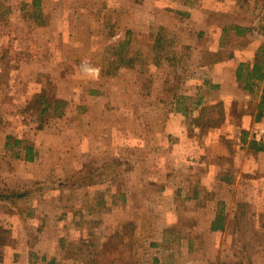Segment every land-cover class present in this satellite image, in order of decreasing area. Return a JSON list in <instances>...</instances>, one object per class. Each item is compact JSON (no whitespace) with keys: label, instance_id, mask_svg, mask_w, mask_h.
I'll list each match as a JSON object with an SVG mask.
<instances>
[{"label":"rangeland","instance_id":"rangeland-1","mask_svg":"<svg viewBox=\"0 0 264 264\" xmlns=\"http://www.w3.org/2000/svg\"><path fill=\"white\" fill-rule=\"evenodd\" d=\"M263 6L264 0H0V189L27 192L15 206L0 201V263L14 242L25 244L27 264L190 262V242L182 238L192 226L180 194L195 185L191 176L202 184L205 166L195 169L190 158L198 145L209 149L207 163L215 169L238 164L249 185L233 204L225 236L214 235L199 249L232 257L209 264H264V157L254 150L264 119L245 131H223L246 101L254 116L256 101L239 96L246 91L238 80L237 89H228L235 99L228 104L210 77L236 76L234 66L225 75L212 70L223 56L232 63L253 60L264 37H239L234 27L252 26ZM218 42L224 49L214 53ZM174 86L177 96L168 91ZM44 90L68 103L63 117H40L35 100ZM182 96L203 97L209 109L219 105L204 121L221 116L223 123L202 132L200 112ZM144 104L153 123L177 113L190 138L179 153L189 155L185 168L196 173L181 180L163 169L161 176L143 177L141 162L130 155L129 133L133 107ZM186 106L193 111L184 115ZM18 140L34 148L32 162L17 158ZM109 151L118 155H86ZM169 186L177 190L166 196ZM202 198L206 203L208 194ZM169 218L179 221L164 227ZM162 234L168 240L154 241Z\"/></svg>","mask_w":264,"mask_h":264},{"label":"crops","instance_id":"crops-1","mask_svg":"<svg viewBox=\"0 0 264 264\" xmlns=\"http://www.w3.org/2000/svg\"><path fill=\"white\" fill-rule=\"evenodd\" d=\"M223 49L224 46L218 42L217 49L213 50V52L218 53L219 50L222 51ZM252 50H255V48H253ZM234 55H237V53H235ZM229 56L231 57L232 55L230 54ZM232 62L233 61L231 59H226L223 56L222 61L216 60L215 62H213L214 66L212 67V70L216 71L220 75H225V68H227V66L230 68L231 66H234L235 69L241 62H246V60L242 59L241 57L237 62ZM210 77L213 80V84L220 86L222 91L224 90L222 99L228 104H231V102L235 99L230 96V94L232 93H228V89H237L239 82L236 76ZM237 92L239 96H243L247 99L251 98L250 95L243 90ZM134 96H138V91L134 92ZM246 103L247 104L238 106L237 111L240 113L239 115L230 113L228 119H226V121L222 125L221 129H223V131L226 129L235 128L236 126H240V128L245 131L246 128L251 124H260L263 121H255L253 113L249 111L248 102L246 101ZM163 106L164 105H159V108L161 109L163 108ZM149 111V106L145 104L142 106L135 105L133 107L132 133H129V136H133L131 140V157L134 160L141 162V165H138V167L140 170L142 169L143 177L146 175L161 176L160 174L163 169H170L169 172L166 173L167 176L173 178L179 177V179L185 180L188 175L190 176L192 173L196 172L191 170V166H187L185 168L184 163L188 160L189 155H187V153L183 155L179 153L180 148H184V146H188L190 144V138L187 136V134L184 135V130L181 127V125L183 124L182 121L179 122L177 120V118L175 117V114L177 113L175 112L170 113L172 115L169 114L167 122L165 121L164 117L163 122L153 123L147 119V113ZM161 113L165 114V109H162ZM112 143L113 141L102 142L98 144V146L100 145V147H102L104 144H108L110 146V144ZM195 150H197L195 156L190 157L196 162L192 163V165H195V169H200L205 166L204 171L201 173L202 187L201 185L198 187L190 186L184 190L186 194H180V199L183 204H186L189 207V209L185 210L183 213L186 215H190V220L188 222L191 224L192 229L188 230L187 234L184 236V238H182V240L183 242H190L188 250L190 254L189 257L192 258V260L190 262H183V259L178 258L172 260L170 264H209L210 262H214L218 259L230 263L232 257L230 256L229 258H226V253L220 252L219 249H215L216 251H214L213 248H211L210 250H200L199 246L201 242L205 241L206 243L207 241L212 239L214 235L225 236L231 223L232 213L230 211L237 210V208L234 207L233 204L242 201L243 198L241 197V194L243 190L249 186L248 181L246 182L245 179L242 178H246V175H243L242 171L239 172L240 166L238 164H235V168L232 167L234 175L233 183H227L225 181L219 180L218 176L220 174H225L229 170L225 169L226 164H224L223 168L219 167L215 169L212 167L211 163H207V161H210V156H212L208 152V148L206 153L198 145L194 148V151ZM198 150H200V152H198ZM202 153V159H199L198 154L200 155ZM258 154L263 155L262 157H264L263 152H259ZM86 155H92L95 157L108 155L107 157H105V159H107L118 154H114L109 151L107 153L96 152V154L88 153ZM185 155H187L186 159ZM205 156L206 159H204ZM86 158L88 157L86 156ZM146 189L147 187L143 188L144 191H146ZM176 190L177 188H174L173 190L172 186H169L165 190H163V194L166 196H168L170 193L175 194ZM204 193L208 194V200L206 201V203L202 204V195ZM221 205H223L224 214L226 216V226L224 231H213L212 227L214 224H216V222H218L216 220L218 218V211L220 207H222ZM175 208H177V205L175 206ZM185 219L186 218L180 219V221L186 222ZM178 221L179 219L174 220L169 218L167 220H162V224L165 227L168 225L177 224ZM10 222L14 224L15 228H17L18 218L12 217V220ZM163 239L168 240V237L165 234H162L160 240L154 241H162ZM194 242L196 243V246ZM205 243H203V245ZM14 244V246H12V243V245L9 244L5 247L2 255L3 260L0 264H27V262H29L27 260V257H25V244H23L22 246H18V242H14ZM18 254L20 255L19 257Z\"/></svg>","mask_w":264,"mask_h":264},{"label":"trees","instance_id":"trees-1","mask_svg":"<svg viewBox=\"0 0 264 264\" xmlns=\"http://www.w3.org/2000/svg\"><path fill=\"white\" fill-rule=\"evenodd\" d=\"M234 29H237L236 35L239 37H245L246 34L257 32L258 34L262 35L264 37V6L262 7L259 16L257 20L252 24L250 27H234ZM244 46L248 45V40H246L243 44ZM236 78L240 82L244 84V90L250 95L251 99L256 101V111H255V121L261 122L264 119V44H261L258 49L256 50L254 54V58L252 61L249 62H241L236 70ZM179 78H176V80ZM178 81L176 82L177 85ZM215 88H218L219 86L215 85L213 86ZM168 91L173 92L176 94V88L169 87ZM177 96V94L175 95ZM180 100H184V102L191 101V104L193 106L194 110H198L200 112L199 118H198V125L202 132L206 129H214L217 128L219 125L223 123V118H220L218 120H213V116L208 118L207 121H204V114L207 112V110H214L218 109L219 105L212 106L210 109L207 108V104L204 101L203 97H197V98H191L182 96L179 97ZM35 103L37 104L40 112L39 115L41 118L48 116L49 118H61L64 115L65 108L67 106V102L52 98L49 99V96L47 95L46 90H44L35 100ZM181 105V101H180ZM193 110H190V106H186L185 108L181 109V112L184 113V115L189 114ZM220 113V112H219ZM42 127V126H41ZM41 129V128H40ZM256 144V142H254ZM18 145V152H17V158L32 162L35 157V150L32 146H24L20 147L22 145V141L18 140V142H15L14 146ZM257 145V144H256ZM6 146H10V144H7ZM257 147V146H256ZM255 151L263 152L264 153V142H260L258 144L257 148H254ZM233 169L229 168L228 172L225 174H220L218 176L219 180L225 181L227 183H233ZM193 181L195 182V187H198L199 180L196 179L195 176L191 177ZM27 195V192H18L15 190H8V189H0V201L11 203L12 205H16L17 201L20 199H23ZM219 211H218V218L216 221V224L213 225L212 230L213 231H224L226 226V216L224 214L223 205H221Z\"/></svg>","mask_w":264,"mask_h":264},{"label":"built area","instance_id":"built-area-1","mask_svg":"<svg viewBox=\"0 0 264 264\" xmlns=\"http://www.w3.org/2000/svg\"><path fill=\"white\" fill-rule=\"evenodd\" d=\"M254 138L258 142H264V132L263 131H261V132L255 131L254 132Z\"/></svg>","mask_w":264,"mask_h":264}]
</instances>
